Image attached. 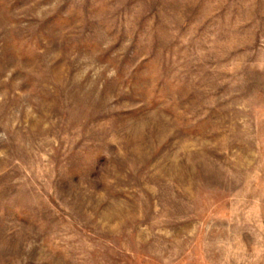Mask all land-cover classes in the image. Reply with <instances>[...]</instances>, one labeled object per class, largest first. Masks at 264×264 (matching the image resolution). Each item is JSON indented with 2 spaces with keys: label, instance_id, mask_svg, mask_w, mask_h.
<instances>
[{
  "label": "rangeland",
  "instance_id": "rangeland-1",
  "mask_svg": "<svg viewBox=\"0 0 264 264\" xmlns=\"http://www.w3.org/2000/svg\"><path fill=\"white\" fill-rule=\"evenodd\" d=\"M0 264H264V0H0Z\"/></svg>",
  "mask_w": 264,
  "mask_h": 264
}]
</instances>
